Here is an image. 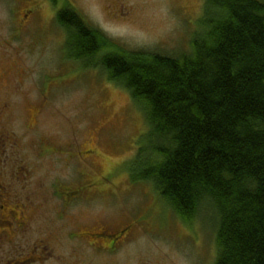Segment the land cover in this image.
<instances>
[{"label": "rangeland", "instance_id": "374dc122", "mask_svg": "<svg viewBox=\"0 0 264 264\" xmlns=\"http://www.w3.org/2000/svg\"><path fill=\"white\" fill-rule=\"evenodd\" d=\"M66 4L129 49L178 55L206 30L204 0H0V126L8 176L28 171L13 187L34 217L19 252L48 246L30 264H214V210L186 223L152 183L132 180L131 161L150 142L145 110L67 57L56 22ZM124 21L132 27L108 24Z\"/></svg>", "mask_w": 264, "mask_h": 264}, {"label": "trees", "instance_id": "16d2710c", "mask_svg": "<svg viewBox=\"0 0 264 264\" xmlns=\"http://www.w3.org/2000/svg\"><path fill=\"white\" fill-rule=\"evenodd\" d=\"M178 55L129 49L58 10L67 57L126 88L149 124L129 168L184 222L212 209L214 264H264V0H204Z\"/></svg>", "mask_w": 264, "mask_h": 264}, {"label": "flooded vegetation", "instance_id": "af4514ba", "mask_svg": "<svg viewBox=\"0 0 264 264\" xmlns=\"http://www.w3.org/2000/svg\"><path fill=\"white\" fill-rule=\"evenodd\" d=\"M8 143V135L0 126V264H28L29 261H39L40 256H50L51 252L47 250L48 246L46 245H34L32 250H29L30 253L21 254L19 252L20 245H16L17 239L21 240V236L30 230L34 217L31 214L32 207H29L32 204L30 198L26 197L22 200L13 187L19 184L17 178L18 181L26 184L27 178L29 179L28 171L20 167L12 179L11 175L8 176ZM9 179L11 180L9 181ZM73 191H75L73 194L79 193L76 189ZM124 233L125 231L121 230L115 237L119 238ZM68 234L72 235V232L69 231ZM39 247L44 249L43 253H38Z\"/></svg>", "mask_w": 264, "mask_h": 264}, {"label": "bare ground", "instance_id": "6f19581e", "mask_svg": "<svg viewBox=\"0 0 264 264\" xmlns=\"http://www.w3.org/2000/svg\"><path fill=\"white\" fill-rule=\"evenodd\" d=\"M108 24H111V25H115V26H120V27H132V25H130V23H127V22H115V23H108Z\"/></svg>", "mask_w": 264, "mask_h": 264}]
</instances>
